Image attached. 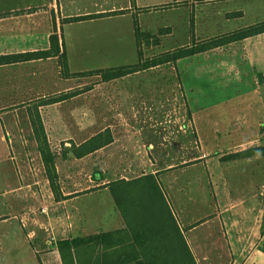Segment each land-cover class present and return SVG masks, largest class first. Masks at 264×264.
Returning a JSON list of instances; mask_svg holds the SVG:
<instances>
[{
  "label": "crops",
  "instance_id": "crops-1",
  "mask_svg": "<svg viewBox=\"0 0 264 264\" xmlns=\"http://www.w3.org/2000/svg\"><path fill=\"white\" fill-rule=\"evenodd\" d=\"M224 1L230 0H0V56L49 50L57 34L70 71L87 72L93 69L79 64L121 67L131 64L126 57L138 63L136 21L153 34L169 28L161 44L177 31L190 35L187 39L194 33L200 42L259 23L231 28L259 6L245 0L243 6L225 8L219 5ZM219 9L223 15L215 12ZM168 11H174L170 19L178 27L165 20ZM75 17L87 18L68 21ZM199 19L209 33L218 24L227 27L199 37ZM202 58L205 73L199 77L195 66L201 68ZM187 59L194 69L183 72ZM172 64V76L154 67L110 81L93 75L98 79L92 86L81 82L85 76L64 78L57 56L0 65V264H64L60 240L127 227L110 183L154 174L165 192L164 175L188 168L194 181L190 191L178 186L183 196L174 195L171 206L167 201L198 264H264V33ZM222 64L218 74L214 70ZM72 80L79 83L76 91ZM71 92H76L72 98L51 101ZM200 93L206 103L189 102ZM38 113L57 154L58 198L33 126ZM196 126L215 153L190 151L189 161L160 166L157 158L186 157L178 154L187 151L181 128ZM107 129L111 143L81 158L73 155V144ZM192 133L184 135H199ZM254 148L263 150L226 158Z\"/></svg>",
  "mask_w": 264,
  "mask_h": 264
},
{
  "label": "trees",
  "instance_id": "trees-1",
  "mask_svg": "<svg viewBox=\"0 0 264 264\" xmlns=\"http://www.w3.org/2000/svg\"><path fill=\"white\" fill-rule=\"evenodd\" d=\"M92 17H99V15ZM86 18L75 17L69 18L68 21L75 22ZM168 31L169 28H161L155 34L144 32L136 21L135 32L139 56V61L136 64L72 73L66 52L61 53L59 36L53 34L49 50L1 55L0 65L57 56L59 57L60 72L64 78L100 75L103 81H110L137 71L176 63L178 60L194 54L204 53L210 49L260 35L264 33V21L204 41L192 40L189 45L171 49L152 57L144 56V50L152 46H159L161 37ZM75 95L76 92H71L62 98L53 97L51 101H61ZM33 126L46 168V175L58 198L57 154L51 148L39 113L37 117H33ZM112 141L113 134L110 129H107L80 146L73 144L72 153L75 157L81 158ZM262 150L260 148L249 149L226 158L247 157ZM107 187L114 195L117 207L127 221V227L112 232L60 240L58 248L64 264H198L173 217L157 175L149 174L133 181H116Z\"/></svg>",
  "mask_w": 264,
  "mask_h": 264
},
{
  "label": "rangeland",
  "instance_id": "rangeland-1",
  "mask_svg": "<svg viewBox=\"0 0 264 264\" xmlns=\"http://www.w3.org/2000/svg\"><path fill=\"white\" fill-rule=\"evenodd\" d=\"M161 1V0H160ZM171 1H174V0H171ZM200 2V0H197ZM247 1V0H246ZM245 0H230V1H224L222 3H220L219 5H221L222 7H229V6H233L234 8L241 5L243 6L245 3H247ZM255 3V7L259 6V11L257 9L255 10H248L247 11V14L246 16H241L238 18V20L236 21V23L231 26V28H239L240 26H244V25H251L250 23H253L254 21H259L261 22L262 19L264 20V0H255V1H252ZM150 3H154V0H150ZM154 10H160V9H154ZM202 10H205V7L202 8ZM223 10L219 9V10H215L216 13H220L223 15L222 13ZM181 13L183 11H180ZM159 13V12H158ZM156 13V14H158ZM199 13H201V11L199 10ZM174 14V11H168V18L166 16L167 19V22H169L170 24L172 23V25H174L175 27H178V25H176L175 22L171 21L170 17ZM205 16L204 15H201V19H204ZM199 27H196L198 33L197 35H200L199 37H206L207 34H212V33H217L218 31H221V29H225L227 26H225L224 23H221V24H218L215 29L213 28L212 30V33H209V29L205 26L206 25V21L204 22L203 20H200L199 19ZM176 35L173 36V37H170L168 39H166L163 44H161L159 47L157 46H152V47H149V48H146L144 50V56L146 57H152L156 54H159V53H156L157 52H163V51H170L171 49H175V48H178V47H182V45L185 43L184 41H189L191 40V38L193 37L192 40H194V33L193 35H191V38L190 39H187L190 35L188 36H185L183 34V32H180V31H177L175 33ZM195 41V40H194ZM183 43V44H182ZM192 43V41H191ZM190 43V44H191ZM127 59V62L126 63H135L137 62V60H130L131 58H128L126 57ZM129 59V60H128ZM138 59H139V56H138ZM201 60V68H199L198 66H200L199 64L196 65V71L198 72V76L199 77H204V73H205V63L203 61L204 58L200 59ZM139 61V60H138ZM194 62H190L189 59L183 61V63L181 64L180 66V70L183 71V72H190V69H194ZM109 65H114V64H110V63H107L106 64H98L96 62H88L86 64H79V67H81L82 69H85V70H97V69H107V68H110L112 66H109ZM117 65V64H116ZM222 66L223 64L217 68V70H214L216 71L218 74L219 73H222ZM214 68H216L214 66ZM153 71H160V72H163L166 74V76H170L169 74H171L172 76V73L173 71L175 70L174 69V66L173 64H166V65H163L162 67H159V68H154V69H151ZM213 70V68H209V71ZM195 72V71H194ZM77 73V72H76ZM216 74H214V77H215ZM75 78V77H74ZM97 77L95 76H86L83 78V80L81 81L82 83L84 82L86 84V86H92L94 82L97 81ZM152 80L150 79H146L145 80V83H148V82H151ZM71 86L75 89V91L77 90V87L79 85V83L77 82V80H72L71 81ZM151 85V84H150ZM173 86V83L171 84ZM171 86V87H172ZM214 87V86H212ZM183 88H184V84H183ZM214 91L216 92V86L214 87ZM167 98L170 97V95L167 94L166 96ZM262 98H264V94L261 96ZM172 98V96L170 97ZM189 99V102H194V103H197L199 105L201 104H204L206 103V97H205V94L204 93H200L198 95V98H193L191 99V97L188 98ZM168 101V99H167ZM184 101V100H183ZM208 101H211L209 98H208ZM207 101V102H208ZM150 113V111L146 110L145 111V114L148 116ZM173 112L171 111H167L165 112V115L167 118H171V115H172ZM177 113V112H176ZM179 113V112H178ZM182 113V112H181ZM197 121H199L198 123L202 124V122L204 121V119L200 116V114H198V118H196ZM200 124V125H201ZM201 126H196V127H182L181 130L184 131H192L193 133L192 134H196V131L197 133L199 134L198 137H196V135H194L193 137H186L184 134L186 133L185 132H182L183 136L181 138H183V145L185 146V149L187 151H182L181 153H178V154H184L186 153V157L185 158H182V159H171V158H157V161L159 162V165L160 166H169L171 164H177V163H180L181 161H189V156H190V151H193V154H198V155H202L204 153H210L211 155L214 154L215 152H212L211 150H209L208 148H206V143L205 142H202V140L206 139L207 140V137H204L203 136V133L201 132ZM201 132V134H200ZM189 133V132H188ZM191 139L192 142H189L188 140ZM201 140V141H199ZM182 143V141H181ZM207 143L209 144V142L207 141ZM165 145L167 146L168 145V142H165ZM213 146H216L217 143H214V144H211ZM55 148V146H54ZM58 150V148H57ZM188 152V153H187ZM168 153V152H167ZM217 153V152H216ZM157 155H159V152L156 153ZM220 153H218L219 155ZM217 155V154H216ZM233 155V154H232ZM216 156H212V158H215ZM225 158V157H224ZM223 158V159H224ZM202 166V165H200ZM190 172V169H180V170H177L175 172H172V173H166L162 179V183L164 184V193L167 197V200L169 201V204L171 206L172 202H174V195H175V198H179V197H182V193L180 192V189L178 186H187L185 187L187 192L190 191V186L192 185L191 182H194L192 179H191V175L189 174ZM192 174V173H191ZM262 175V176H261ZM262 178H264V173L260 174V181L262 180ZM258 178H256L257 180ZM175 183L178 184L177 186H175Z\"/></svg>",
  "mask_w": 264,
  "mask_h": 264
}]
</instances>
